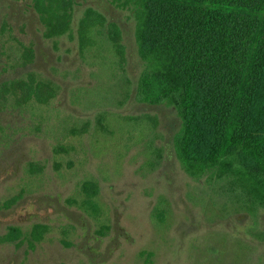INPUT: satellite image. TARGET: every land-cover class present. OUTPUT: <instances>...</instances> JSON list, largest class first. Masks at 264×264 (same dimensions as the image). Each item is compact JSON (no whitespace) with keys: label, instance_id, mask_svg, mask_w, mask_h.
I'll use <instances>...</instances> for the list:
<instances>
[{"label":"trees","instance_id":"16d2710c","mask_svg":"<svg viewBox=\"0 0 264 264\" xmlns=\"http://www.w3.org/2000/svg\"><path fill=\"white\" fill-rule=\"evenodd\" d=\"M16 1L34 11L45 40L69 36L78 58L72 60L76 65L55 67L70 74V86L67 102L62 99V106L51 107L61 89L58 81L34 69V47L17 40L9 20L0 19L1 35L19 44L8 51L0 44L6 53L0 70L20 71L9 77L0 72V114L16 110L30 120L48 114L55 124V161L79 156L80 171L83 160L92 168L101 166L88 163L100 157L96 150L90 157L87 152L101 133L110 132V115L118 111L126 123L148 121V158L157 155L161 160L157 130L163 121L148 108L173 109L179 120L173 149L184 172L201 188L196 203L209 208L214 198L223 196L235 208V223H257L264 210V0H104L86 6L79 19L80 0ZM98 89L105 90L91 97ZM131 102L142 109L127 111L123 105ZM17 132L14 124L1 123L0 141L16 142ZM148 158L145 163L155 168ZM74 161L68 160L69 170L75 169ZM27 171L44 173L35 159ZM100 186L95 178L81 181L88 211L99 209ZM17 201L10 198L5 206ZM165 204L161 200L153 210L158 226L170 216ZM238 216L255 219L242 224ZM48 229L35 224L32 238L41 241ZM23 235L11 226L0 242L14 243Z\"/></svg>","mask_w":264,"mask_h":264},{"label":"rangeland","instance_id":"374dc122","mask_svg":"<svg viewBox=\"0 0 264 264\" xmlns=\"http://www.w3.org/2000/svg\"><path fill=\"white\" fill-rule=\"evenodd\" d=\"M103 1L80 0L76 16L79 19L89 4L99 6ZM0 19L9 20L17 40L34 47V69L58 81L61 88L51 107L55 103L56 107L62 106L68 100L70 74L58 73L55 67L77 64L72 61L78 56L71 38L45 40L34 11L16 0H0ZM0 44L5 51L19 47L16 40L1 33ZM1 50L0 66L6 60ZM13 56L10 53L9 58ZM19 73L10 68L4 76ZM104 90L93 91L91 97L96 98ZM123 106L131 112L142 109L133 102ZM148 110L160 114L163 121L157 130L162 135L157 140L163 150L161 160L157 155L148 158L152 136L148 121L126 123L118 111L110 115V132L101 133L87 152L90 157L96 150L100 157L94 158L99 162L88 159V163L101 166L92 168L83 160L85 168L80 171L79 156L71 157L75 159L74 170H69V156L55 161V124L46 118L48 114L31 120L23 119L16 110L0 114V124H14L19 131L16 142L0 141V238L10 226L21 227L25 238L34 224L49 227L44 238L34 242V248L23 240L17 245L0 243V264H264V210L257 223L245 224L254 221L253 216L236 217L237 222L245 224L238 225L233 218L235 208L227 206L223 196L214 198L209 208L197 204L201 188L184 172L173 149L172 137L179 126L176 112L165 107ZM7 146L11 147L5 151ZM145 158L156 167L145 163ZM34 159L43 166V174L27 171ZM86 177L101 183L97 213L83 207L85 196L79 186ZM105 178L108 183L103 182ZM19 186V200L4 208V202L18 195ZM161 200L170 216L167 223L158 226L152 214Z\"/></svg>","mask_w":264,"mask_h":264},{"label":"flooded vegetation","instance_id":"af4514ba","mask_svg":"<svg viewBox=\"0 0 264 264\" xmlns=\"http://www.w3.org/2000/svg\"><path fill=\"white\" fill-rule=\"evenodd\" d=\"M20 196H21V188H20V186L18 187V195L17 196H14V198L15 197H17L18 198V200H19V198H20ZM5 204H6V202H4V204H3V207L4 208H8V207H6L5 206ZM35 225V224H34ZM33 225V226H34ZM33 226L31 227V229H30V232H29V235L25 238L24 237V235L22 236V237H20V238H18V239H16V245L19 243V242H22V240H23V243L25 242V243H27L31 248H34V242H38L35 238H32V230H33ZM11 227V226H10ZM20 230H22V228L21 227H19V226H17ZM23 231V230H22ZM8 232V231H7ZM24 234V233H23ZM5 235V234H4ZM3 235V236H4ZM1 244L2 243H4V242H0Z\"/></svg>","mask_w":264,"mask_h":264}]
</instances>
